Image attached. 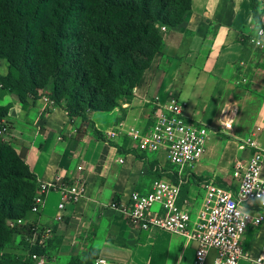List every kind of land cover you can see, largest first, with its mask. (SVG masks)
Wrapping results in <instances>:
<instances>
[{
  "label": "crops",
  "instance_id": "crops-1",
  "mask_svg": "<svg viewBox=\"0 0 264 264\" xmlns=\"http://www.w3.org/2000/svg\"><path fill=\"white\" fill-rule=\"evenodd\" d=\"M259 4L264 11V0ZM257 29L250 0H192L184 22L163 31V50L143 73L132 100L122 101L111 112L89 113L87 125L43 98L24 107L12 95L5 96V104L11 105L10 143L36 179L51 181L60 174L70 182L82 178L86 184L85 197L60 209L61 194L52 192L40 213L32 215L31 221L54 230L56 260L96 250L99 258L112 262L193 264L195 242L164 230L138 229L112 204H128L134 192L148 193L160 176L173 182V167L179 183L188 185L180 192L179 205L195 221L205 196L195 179L229 174L233 180L235 160L251 153L240 151L239 141L262 127L257 136L264 143V51L251 41L248 51L244 45ZM153 97L184 103L189 122L213 129L206 152L194 167L180 172L164 151H141L126 135L103 141L93 132L95 127L106 134L120 121L147 130L154 119L152 105L145 100ZM232 102L239 113L226 131L220 111ZM231 145L237 148L230 154ZM153 210L162 213L158 205Z\"/></svg>",
  "mask_w": 264,
  "mask_h": 264
},
{
  "label": "trees",
  "instance_id": "trees-1",
  "mask_svg": "<svg viewBox=\"0 0 264 264\" xmlns=\"http://www.w3.org/2000/svg\"><path fill=\"white\" fill-rule=\"evenodd\" d=\"M191 6L192 0H0V60L7 63V73H0V99L10 94L25 107L46 96L70 119L87 125L89 113L111 112L132 100L143 73L163 50L161 27L181 25ZM250 7L259 27V0H250ZM249 42L246 37L247 51ZM10 110L0 104V127ZM93 132L110 142L95 127ZM36 193L37 179L23 156L0 138V264H34L33 253L49 257L52 241L46 248L30 246L27 227L9 226L31 220ZM16 233L25 249L20 256L8 251ZM98 258L89 250L64 264H94Z\"/></svg>",
  "mask_w": 264,
  "mask_h": 264
},
{
  "label": "built area",
  "instance_id": "built-area-1",
  "mask_svg": "<svg viewBox=\"0 0 264 264\" xmlns=\"http://www.w3.org/2000/svg\"><path fill=\"white\" fill-rule=\"evenodd\" d=\"M161 29L165 31L166 27ZM250 41L254 47L264 51V11L256 34ZM43 99L54 106V102L46 96ZM145 103L152 105L154 120L151 127L145 130L137 124L120 121L106 133L107 137L114 139L126 135L141 151H164L168 161L180 172L194 167L203 158L213 129L189 122L184 113L185 104L178 100L163 102L159 97H153L145 100ZM238 113L239 107L235 102L223 107L220 123L224 130L233 128ZM225 121H231V126ZM8 132L9 122L3 120L0 138ZM261 132L262 127H257L255 133L239 141V150H250L251 153L248 158H237L233 164L232 179L237 182L236 193L214 180L205 182L204 201L195 221L189 211L179 205L181 182L175 184L165 179L155 180L148 193H132L128 204L113 203L112 206L138 229L164 230L195 242L197 247L193 264H240L241 261L264 264V249L258 255H253L252 251L244 247L248 231L257 230L264 223V143L257 136ZM82 169V166L79 167L80 171ZM52 192L61 194L59 208L63 209L66 203L85 197L87 188L82 178L70 182L60 174L51 181L37 180L33 214L40 213L46 197ZM157 205L161 207L162 213L154 212L153 208ZM32 222L18 219L10 221L9 226L27 227L30 246L46 248L54 238V230ZM30 257L34 264L49 263L46 254L33 253ZM94 264L128 263L98 258Z\"/></svg>",
  "mask_w": 264,
  "mask_h": 264
},
{
  "label": "rangeland",
  "instance_id": "rangeland-1",
  "mask_svg": "<svg viewBox=\"0 0 264 264\" xmlns=\"http://www.w3.org/2000/svg\"><path fill=\"white\" fill-rule=\"evenodd\" d=\"M166 29H167V27H166ZM0 73H2V74H6L7 73V63L5 61H2V60H0ZM7 95H10V94H5V96H7ZM5 96H3L0 99V104H2V105H6L5 102L7 101V99H6ZM15 99L17 101L16 97H15ZM11 131H12V124L9 123V132L7 134H5L4 137H3V139H5L8 142L11 141L10 140V136L12 134ZM220 135H222V134H220ZM246 138H244V139H246ZM235 148H237V146L235 147V146L231 145L230 148L228 149L229 153L231 154L230 151L235 150ZM200 179H195V180H197L196 181L197 183L199 182L200 184H202L203 187H204L205 182H207V181L214 180L216 183L217 182L219 183V179H223L222 180L223 181L222 182L223 185L227 186L233 192L237 191L236 184L233 182V180H231L229 174H227L223 178H221L220 176H217V175L216 176L207 175V177L203 176ZM31 218L34 219L33 216H31ZM22 242H23V238H22L21 234H18V233L14 234L13 238H12V242H11V244L8 247V251L12 252V253H16L19 256L22 255L24 250H25L24 249V245H23ZM53 243L54 242L52 241V246H51V249L49 250V257H48L49 264H64V263H66L68 261V258L67 259H63L62 258L60 260H56L55 259V255H54V251H53V248H54V244ZM244 247H245V249L247 251H252L253 255H256V254L262 252V250L264 249V224L257 230L248 231V233H247V235L245 237V240H244ZM241 263H243V261Z\"/></svg>",
  "mask_w": 264,
  "mask_h": 264
},
{
  "label": "clouds",
  "instance_id": "clouds-1",
  "mask_svg": "<svg viewBox=\"0 0 264 264\" xmlns=\"http://www.w3.org/2000/svg\"><path fill=\"white\" fill-rule=\"evenodd\" d=\"M225 123H227L229 127L231 126V121H225ZM262 203H264V201H262Z\"/></svg>",
  "mask_w": 264,
  "mask_h": 264
}]
</instances>
